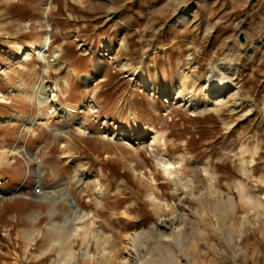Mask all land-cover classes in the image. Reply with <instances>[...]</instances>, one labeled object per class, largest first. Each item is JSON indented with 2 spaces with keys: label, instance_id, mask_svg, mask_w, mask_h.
Returning <instances> with one entry per match:
<instances>
[{
  "label": "rangeland",
  "instance_id": "obj_1",
  "mask_svg": "<svg viewBox=\"0 0 264 264\" xmlns=\"http://www.w3.org/2000/svg\"><path fill=\"white\" fill-rule=\"evenodd\" d=\"M48 1L50 8L44 17ZM45 28L51 40L49 52L61 43L67 46L58 59L51 60L52 67H46V81L55 83L64 73L63 65L70 66L76 57L75 63L81 61L78 77L88 73L94 63H108L107 80L94 86L99 111L75 116V122L83 120L84 136L75 133L68 118L63 117L66 123L59 120L56 111L51 113L48 125L38 126V134L29 140L19 126L11 130L3 144H16L18 153L12 159L19 175L10 177V168L5 172L0 167V194L10 197L6 189L24 183L17 197L27 200L25 195L35 180L44 190H54L65 176L74 174L76 167L86 175L100 170L109 195L102 200L107 203L102 210L83 205L87 194L80 188L88 177L72 191L79 202L83 201L81 208L95 213L94 228L86 234V243L81 244L79 235L72 238L76 252H83L89 245L83 264H96L91 259L101 245L97 244L96 231L107 233L106 242L111 241L123 254L128 233L133 231L140 242V254L155 252L160 262L168 257L172 264H264V0H0V73L11 59L14 63L19 59V46H29ZM33 58L31 64L39 65L36 71L41 72L40 62ZM122 63L130 64L127 70H119ZM134 71L151 76L158 71L160 77L155 83L159 88L166 86L168 96L180 90L177 82L183 74L188 78L186 90L180 92L208 107L209 101L199 99L200 88L219 75H231V81L224 93L225 105L218 110L207 107L191 112L177 102L155 99ZM20 80L31 86L38 79L14 72L7 82L1 74V91L7 92L12 88L9 83ZM83 86L81 83L67 92L65 99L71 103L83 99ZM61 99L64 97L59 95L58 108L64 107ZM21 110L27 115L37 112L27 101L12 100L10 104L0 103V119ZM146 123L165 132L168 156L182 154L189 158V163L182 166L183 175L193 174L194 160L208 162L215 170L216 182L197 180L191 191L173 197L174 186L156 166L153 152L140 146L135 158L130 147L96 137L98 130L110 131L115 125L134 137ZM62 127L69 130L73 143L60 133L67 130ZM134 161L137 168H151L156 175L159 188L155 190L171 205L164 212L175 221L174 228L159 226L151 232L150 225L159 217L145 196L150 188L146 180L149 174L141 181L130 168ZM240 161L249 172L240 170ZM28 165L38 168L40 176L30 173L25 180ZM211 186L219 191L218 197L209 192ZM197 192L201 194L196 196ZM228 204L231 209L224 207ZM31 207L42 212L36 226L43 223L47 217L43 204L31 203ZM58 208L65 209L63 205ZM54 218L61 220L63 216L56 213ZM24 225L31 228L29 223ZM15 234L8 239L11 250H18ZM168 234V241L154 238ZM177 234L184 237L180 246L175 242ZM69 260L65 257L61 264H69Z\"/></svg>",
  "mask_w": 264,
  "mask_h": 264
},
{
  "label": "bare ground",
  "instance_id": "obj_2",
  "mask_svg": "<svg viewBox=\"0 0 264 264\" xmlns=\"http://www.w3.org/2000/svg\"><path fill=\"white\" fill-rule=\"evenodd\" d=\"M49 8H50V2L48 1L44 7V10H43L44 17H45V14L47 13V11L49 10ZM44 22H46V21H44ZM50 42H51V40H50V37L48 34V28H45V32L41 35V37L39 39L33 40L29 44V46H27L26 48L19 46V48H18L19 55H20L19 59L16 61V63L12 62L11 64H9L8 69H9V67H10V69L12 67H14L13 65H15L18 68L25 67L24 62H26L28 59L32 58V56H35V58H37V60H39L43 64V69L41 71V74L39 73L41 75L40 79L37 80V82L35 83L34 91L32 90L33 91L32 93H27V92L23 93V92L17 91L18 93H16V94L17 95L20 94L21 96L24 95L25 98L30 97L31 99H35L39 108L40 107L42 108V106L44 107L45 104L47 105L48 103H50L51 105L47 110L48 114L52 113L53 111H56V113H59V115L61 113V115H60L61 117L68 118L70 120V123H73L74 127H72V129L74 128L76 131V132L75 131L74 132L79 134V135L84 136L85 135L84 130H82L83 127L81 128V126L83 124V120L75 122V120H74L75 118H73L72 116L74 115L75 112H79V113L85 112L86 113V111L88 109L89 110L91 109L92 112H95L98 110V107L96 105H93L90 100H87V101L82 102L80 104V106H78V107L66 105L62 108H58V107H60L59 103H58V98H57L58 83H53V82H50L49 80L46 81V77H45V76H47L46 73L48 71V70H46V67H49L51 65V60L56 59V58L58 59V57L60 55L59 49L53 50L52 52H49ZM121 67L124 68L125 63H122ZM7 71L8 70H3L4 75L7 73ZM28 72H30V71H28ZM135 74L138 75L139 72H134L133 75H135ZM155 74H156V78H158L159 75L157 73H155ZM36 77H37V75H36ZM99 78H101L100 75H96L94 77H91L90 74H84L83 75V79L86 81L87 84H90L92 82V80H95V79L101 80ZM179 78L180 79L177 82L178 88L180 90H184V89L186 90V88H185L186 83H187L186 79L188 77L185 79V76L182 74V75H180ZM37 79H38V77H37ZM139 79L142 82L143 87L146 88V90H149L151 92H152V90H154L152 88V79L149 77V75L145 71L141 72L139 74ZM230 81H231V75H219L217 78L213 79L211 82L208 81L207 84L203 85L200 88L201 91L199 93V99H201L203 102L209 101L211 103L209 107L206 105L202 106L200 103L193 102V100H192V98H190V96H186V94L181 93L180 90L175 91V94L173 96H167L165 93V95L160 96V99H161V101L163 99L164 100L163 102H166V103H169L171 101L173 103L177 102L178 105L184 106L186 109H188L191 112L204 111L207 107L212 109V110H218L221 106L225 105L224 93L229 88ZM43 83H45V85ZM19 85L24 86L23 83H21ZM26 87H28V86H26ZM16 90H18V89L16 88ZM21 90H23V89H21ZM165 90H166V88L164 87L161 89V92H165ZM154 93H157V92L154 91ZM191 93H192V91H191ZM9 94H10V96L15 95L14 91H12V90H10ZM5 96H6V94L0 91V101L5 100L6 99ZM46 108H47V106H46ZM40 111H43V110H40ZM44 111H46V110H44ZM22 119H23L22 114H15V115L12 114V115H8L6 118H1L0 123H6L9 121L10 123L13 124V123H15L16 120L21 121ZM30 122H31V120H30ZM39 122H40V120H39ZM41 123H45V122L41 121ZM41 123H39V124H41ZM31 125H26L23 123V127H26L28 129H31ZM62 128H64V127H62ZM102 128H104V127H101L100 129H102ZM65 131H67V130H61L60 133L61 132L65 133ZM98 132H99L98 133L99 135L96 137H99V139H102V140L107 139L108 141H114V142L116 141L123 146L130 147L129 150H131V155H134L135 158H138L137 156H139L140 146H142V147L144 146L145 149L147 148L151 152H153L155 155L156 166L159 168V170L162 172V174L165 176V178H167L169 180L167 182H172V184L174 186L173 190L171 192L173 197H180V195L183 196L186 193H188L189 191H191V189L194 187V185H193L194 182L197 180H203L204 179V180H207L208 182H210V184L215 183L217 180L215 170L210 167V164L208 162H200V161H196V160H194V168L195 169H194L193 174L183 175L182 166L186 163L187 164L189 163V161L187 160L189 158L183 156L182 154H178L177 156H174V157L168 156L166 154V150L164 148V144L166 141L165 140L166 135L162 131L160 133V130L159 131L156 130L152 125H149L146 123L143 126L142 130H139V131H137V133H135L134 137H131L130 135H132V134H130L129 132H127L123 129L118 130L116 128H114L110 131H108L107 129L101 130V131L98 130ZM132 140H134V141H132ZM130 141H132V142H130ZM67 142H69V141L67 140ZM135 144H137V146H134ZM4 145H3V143L1 144V142H0V165H3V164L11 165V163L14 162L12 159V156L16 152L18 153L16 144L10 143L9 145H6V146H4ZM130 162H132V161H130ZM26 167H27V170L25 171L26 174L24 176L25 180H26V178H28V175L30 173L35 175L36 177L40 176V172H39L38 168L31 169L29 167V165ZM130 168L133 171V173L135 172L134 174H136L138 176V178L141 179V181H142V178H144L147 173L149 174V178L146 180H147L150 188L146 191L145 196H146L148 202L150 203V206L152 207L154 212L159 217L156 222H152V224L150 225V230H152L151 232L156 231V229H158L159 226H162L164 228H174V222L175 221H172V219L168 215L166 217V213L164 212V210L168 211V209L170 208L171 205H169L166 200L160 198L158 191L155 190V189H158L159 186H158V184H155L156 175L153 173L151 168H147V171L143 170L142 168H137L135 161H134V163H130ZM239 168L243 173H246L249 170L248 166L245 165V163H243V162L239 163ZM76 177L80 181H82V179L88 177L85 182H89V183L92 182L94 184V188H98V190L95 193V198L97 200H98V198L102 199L104 195L105 196L107 195L105 192V188L102 187V185H101L102 183H99V182H101V180H100V178H98L97 174L86 175L85 172H83L82 170H79V171H77ZM77 178H76V180H77ZM78 183H76V184H78ZM23 186H24V183L21 184L17 188L20 189ZM17 188L14 187V188H11L9 190V192L11 194L10 197L21 195V192L16 193L15 189H17ZM200 188H202V187H200ZM199 191H200V189H199ZM203 192H205V191H203ZM209 192H211V194L214 197L219 196V191L217 189L213 188L212 186L210 187ZM200 194H201V192H197L195 195L199 196ZM0 196H4V195L0 194ZM201 196H203V195H201ZM29 198L34 199V200L37 199V200L46 201L47 204H49V206H50V213L51 214L55 212L56 204H58L60 201H66L68 203V205L70 206L72 213L75 212L77 214L76 219L79 220V222H80V220L82 222V220L85 221V219H87L86 213L82 212L78 208L73 197L70 195L67 187L62 186V187H59V188L54 189V190H43L40 195H30ZM181 199L182 198H180L179 202H181ZM217 206H219V205H217ZM224 207H228L229 209H231L232 206H231V204H228L227 206H224ZM180 208L182 210H184L183 207H180ZM219 208H218V210H219ZM68 211H70V210H68ZM179 211H180L179 213L182 214L181 210H179ZM220 211H221V208H220ZM69 214L66 215V219L64 221H54V220L51 221L50 222L51 229H53V230L54 229H61L63 227L66 228L67 226H69L74 220V217L69 215ZM76 223H78V222H76ZM76 223H75V225H76ZM93 226H94L93 223L89 222V223L85 224L84 226H82L81 228H85L89 232V230ZM128 236H129V238H128L129 240L126 243L125 249H124L126 251L125 254H123V252L120 249L110 248L108 246H103L99 249L97 255L95 256L97 261L102 260L104 262V264H161V262L167 263V264H172L171 262L169 263L168 257H167V259L160 262L158 259V255H156L155 252L150 253L148 256H145V254H140V252L142 250H140V249L138 250V247L140 246L139 245L140 242H138V240H137L138 236L133 231L129 232ZM155 237H156V239H158V238L162 239L163 238L165 241L170 240L169 234L165 237L163 235H158V236L155 235L154 238ZM174 238H175V242L178 246H180L182 241H184L183 234L174 235ZM148 251H150V250L148 249ZM148 251H146L145 253L148 254L147 253ZM143 253H144V251H143ZM85 254H86V252H85ZM58 258H60V257H58ZM160 259H161V257H160ZM72 263L75 264L76 259L73 258Z\"/></svg>",
  "mask_w": 264,
  "mask_h": 264
},
{
  "label": "crops",
  "instance_id": "obj_3",
  "mask_svg": "<svg viewBox=\"0 0 264 264\" xmlns=\"http://www.w3.org/2000/svg\"><path fill=\"white\" fill-rule=\"evenodd\" d=\"M75 38L78 40V37H75ZM64 44L61 43L60 47H58V49L60 51V55L59 56H61V53L63 52V50H65L67 48V46H65ZM50 45H51V42H50ZM58 49H56V50H58ZM17 55H18V53H17ZM111 56H113V55H111ZM33 57H35V56H32V58H30L26 62H24L25 67L18 68L15 65H13L14 67H12L11 69L9 67V69H8V66H7V69H6V70H8L7 73L4 75V73L1 72L0 75L3 74V78L7 82H8V79L10 77V74H12L14 72L15 73L16 72H21V73L29 74V75H33V76L35 75V77L37 75L38 80H39L40 76H41L40 75L41 72L36 71V69L39 67V65H37L38 66L37 67L35 64H31V60L33 59ZM78 58L79 57H76L73 60V62L70 64V66H68V67L66 65H63V67L65 68L64 73L62 75H60L61 77H59V79L56 80V82H55V83H58V93H57L58 103H60L59 102V95H61L62 97H64V99H61L62 101H64L63 103H61L63 106L70 105V106H73V107H78V106H80V104L82 102L87 101V100H90L93 105L98 106L97 100L94 98L95 97V95H94L95 94L94 86L96 84H100L101 82H105L107 80V76H106L105 73L107 71L108 63L107 62H103V63H101L100 66L98 65V63H94L93 65H91L89 67V72L85 73V74H90L91 77H94L96 75H100L101 78H99V79H101V80L95 79V80H92V82L90 84H87L84 79L81 80V77L83 78L84 74L80 75L79 77L77 75L78 68L81 66V61H79L78 64L75 63L78 60ZM98 59L99 58L97 57V60ZM36 60H37V58H36ZM12 61H15V60L11 59V61H9V64H11ZM184 61H185V63L187 65L189 64L187 62V57H185ZM37 62H40V61L37 60ZM128 65H130V64H125L124 69H122L123 67H121V65H119V70H127V67H129ZM42 66H43V64L40 62L41 71H42ZM73 66H74V68H73ZM97 66H99V67H97ZM50 67H52V64L48 67V69ZM59 68H60V66H59ZM133 70H135V69H133ZM28 71H30V72H28ZM131 71H132V69H131ZM155 73L159 74L158 71L154 72L153 76H151L149 74L151 76V79H152V88L154 89V90H152L151 93L154 94L155 99H160L161 95H165V93H166V95L168 96L169 93H168V89L166 88V86H164L166 88L165 92H161V89L164 88V87L159 88V83H155L158 80V78L160 77V76H158V78H156V74ZM139 82L142 85V82L140 81V79H139ZM21 83H23L24 86H20L19 84H21ZM81 83L84 85L82 87V91L85 92L83 94L84 95L83 99H78L76 102H72V103L69 102L68 99H65L68 96L67 92H72L73 90H75V87L77 85L80 86ZM9 84L10 85H8V87L12 86L11 89H8L7 92H3V91H1V88H0V91L5 93L6 94L5 97L8 98L10 96L9 92H10V90H12V91H14L15 95H11L10 98L12 96H15V98L19 97V99H5L3 101H0V103L10 104L12 100H17V101H21V102L22 101L23 102L27 101L28 104L31 106V109L35 107L37 109V112H35L33 114H30V115H27V114L24 113L23 110H21V112L16 113V114H22L23 115V119L22 120H27L28 119L27 122H22V120L21 121L16 120L15 123H13V124L10 123L9 121L6 122V123H0V142H1V144L6 142L7 137L10 135V131L14 130L16 126H19V127H17L19 131L24 130L25 132H27V139L28 140L32 137V135L36 136L38 133L35 130L37 128H39L38 126H41V124L46 127L48 125V121H49V118H50V115H51V113L50 114L47 113V110H48V108L51 105L50 103H48L47 105L45 104L44 107L42 106V108L41 107L39 108V106H38L37 102L35 101V99H31L30 97H27V96H26L27 98H25L24 95L21 96L20 94H18V95L16 94L18 92L32 93L34 91L35 82L31 86H28L24 81H21V80L16 82V83H14L13 85H11V83H9ZM43 84L45 85V83H43ZM26 86H28V87H26ZM16 88L18 90H16ZM91 88H93V89H91ZM21 89H23L24 91L21 90ZM154 91H156L157 93H154ZM186 93H187V91H186ZM162 103H164V102H162ZM46 106H47V108H46ZM152 109L155 112H158L157 108L153 107ZM40 110H43V111H40ZM44 110H46V111H44ZM87 111L92 112L91 109L90 110L88 109ZM98 111H99V108L95 112L97 113ZM40 113L42 114V116H40L41 115ZM78 113L79 112H75L72 117L75 118V116ZM13 115H15V114H13ZM27 116H29V117H27ZM57 118H59V120H62V121L65 122V118L61 117L60 115ZM30 120H31V122H30ZM39 120H40V122H39ZM41 121L42 122L44 121L45 123H41ZM23 123L26 124V125H31L32 124L31 125V129L23 127ZM39 123H41V124H39ZM147 124H149V123H147ZM149 125H151V124H149ZM153 127L156 130L159 131V129H157L155 126H153ZM64 128L67 129L66 127H64ZM114 128H116V125L113 126V129ZM116 129L122 130L120 127H117ZM57 131H58V128H56V133H58ZM68 131L69 130L67 129V131H65L64 134H66V136L69 137V132ZM161 131L162 130H160V133H161ZM136 133H137V131H136ZM163 133L165 134V132H163ZM69 139H70L69 141L73 143L72 138L69 137ZM53 140H55V138H53ZM7 145H9V144H7ZM4 146H6V145H4ZM62 146H64V144ZM240 162H242V161H240ZM13 163L14 162H12L11 165H8V166L6 164H3V165H0V167L5 169V172H6L7 168H10L11 170L8 169L10 177H17L19 175L18 174V168L16 166H14ZM79 170H82V169L80 167L79 168L76 167L75 170H74L75 172H74L73 175L65 176L66 177L65 180H63L61 182L59 187H62V186L67 187L70 195L73 197V199L76 202L78 208L82 212L86 213L87 219H85V221L82 220V222H81V220L79 222V220L76 219V215L77 214L75 212L72 213V211L70 209V206L68 205V203L66 201H60L58 204H56L55 212L51 214L50 213V206H49V204H47L46 201L37 200V199L34 200V199H30V198L27 199L28 200L27 201L25 198H21V197H17V196L6 197L5 194H4L5 197L4 196H0V261L1 262H3L4 264H27V263L47 264L48 262L53 261L54 264H61L62 260H64L65 257H69L70 258L69 264H73L72 263L73 258L76 259V263L75 264H83L82 261L85 259V257L88 254L87 250L89 248V245L87 243L84 246L85 248L83 249V252L82 251L81 252H76V250H75V248L73 246L72 238L74 237L75 234L77 236L79 235L81 244L86 243L85 236L88 233V231L85 228H81V227L84 226L85 224L89 223V222H92L93 225H94L96 220H95V216H94L95 213L92 210L87 211V210L81 208L80 203L83 202V201L79 202L78 199H77V196L74 195V193L72 192L78 186L76 183H78V182L80 183L81 182L76 177L77 171H79ZM90 174H97V176H98V178H100V180L102 179V177H104V175L103 176L101 175V171L100 170L99 171L96 170L94 173H90ZM23 176L24 175L22 174L21 177H23ZM76 178H77V180H76ZM99 183H102V182H99ZM41 185L44 188L42 183H41ZM101 185H102V187H104L103 183ZM59 187H57V188H59ZM11 188H9L8 190L6 189V191L9 192V190ZM80 190H82V192H86V194H87L85 196L86 200L83 202V205L88 206V205L92 204V205H95L96 207H98L100 210H102L104 205L107 204L106 202H104L102 200H104L105 197L109 196V195H106V196L104 195L102 199L98 198V200H97L95 198V193L98 190V188H94V184L92 182H90V183L89 182H84V184L82 185ZM105 192H106V190H105ZM2 195H3V193H2ZM82 195H85V194H82ZM31 203L43 204V206L45 207L44 213H45V215L47 217H46V219L44 220L43 223H40L37 226H36V224L38 223L39 216H40V214L42 212H41L40 209H37V208L32 209ZM60 205H63L65 207V209L64 210H60L58 208ZM126 209L127 208H125V211H127ZM68 210H70V211H68ZM56 213H61L63 218L61 220L55 219L54 215ZM67 214H69V215L74 217L73 222L69 226H67L66 228L63 227L61 229H54V230L51 229V226H50V222L51 221H53V220L54 221H64L66 219V215ZM25 222L29 223L31 225V228L30 227L26 228L25 225H24ZM76 222H78V223H76ZM75 223H76V225H75ZM20 225H21V227H20ZM93 228H94V226L89 230V232H92ZM14 232L16 233L15 237L17 238V241H18V244H19L18 246L16 245V248H18L19 252H18V250H11V248L9 246V243H8V239H10L11 234L14 233ZM95 234L98 237L97 244L101 242V245L96 247V255H97L99 249L101 247H103V246H108L110 248H116V247H113L114 244H112L111 241L106 242V240H107V238L109 236L107 233H105L103 231H96ZM36 242H37V245L35 246ZM85 252H86V254H85ZM96 255H92L91 259L93 261L95 260L94 262L96 264H100V263L104 264V262L102 260L101 261H97V259L95 258ZM48 257H50V260H48ZM58 257H60V258H58Z\"/></svg>",
  "mask_w": 264,
  "mask_h": 264
},
{
  "label": "built area",
  "instance_id": "obj_4",
  "mask_svg": "<svg viewBox=\"0 0 264 264\" xmlns=\"http://www.w3.org/2000/svg\"><path fill=\"white\" fill-rule=\"evenodd\" d=\"M31 185L32 186H31L30 192L27 195H25L27 198H29L30 195H40L42 193V191L44 190L41 183L37 180L33 181ZM15 190H16V193L21 191L19 188L15 189Z\"/></svg>",
  "mask_w": 264,
  "mask_h": 264
}]
</instances>
